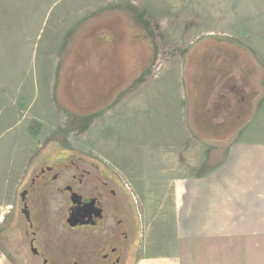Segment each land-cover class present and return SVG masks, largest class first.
I'll use <instances>...</instances> for the list:
<instances>
[{
    "label": "rangeland",
    "instance_id": "374dc122",
    "mask_svg": "<svg viewBox=\"0 0 264 264\" xmlns=\"http://www.w3.org/2000/svg\"><path fill=\"white\" fill-rule=\"evenodd\" d=\"M90 1L0 0V8H6L9 5L10 10H20L21 6L24 5L22 9H27L28 4H30L35 9L34 12V9L30 8V18L27 15L14 13V17L22 15V19L26 23H30L31 27L29 29H27L28 26L22 29L16 27L0 29V39L10 40L9 44H3V42L0 44V103L3 105L14 103L13 107L10 105L14 115L10 114V109L5 107L0 109V119L5 116L4 113H7L6 116L10 119L2 123L0 120V190L3 189L6 192L8 189L10 192L11 185L7 184L9 182L7 174L13 169L11 165L16 164L17 158L18 143L15 141L11 144L9 142L5 144V142L8 137L19 134L23 130L27 118L32 120L30 128L34 130V137L36 140L39 139V142H35L38 145L36 152L31 157V164L35 163L43 152H49V150L46 151L47 147L53 142L50 146L52 152L55 151L54 149H59L56 150L59 154L62 148L64 151L70 152L68 149L73 147L81 152L78 155L91 158L98 161L102 166L109 168L102 158L104 156L106 160L111 159V157L118 158V148L125 142L123 139L126 138V133L122 135L123 133L120 131L117 132L119 116L113 114L114 109L111 111L112 113H107L95 122H93L95 115H90L94 113L97 115L103 109L108 111L109 107L112 109L114 105L124 99V96L121 95L130 88L135 90L140 86L141 89L143 88L142 90H146L150 89L149 86L166 87L172 85L173 88L179 89L183 86L180 83H183L182 66L184 65V59L188 63L192 58L196 60V69L199 70V75L196 79L193 75L197 76L198 72L196 70L194 73L191 72L188 83L192 88L200 78V91L204 94V98L205 93L209 92L214 85V79L211 78L209 69L213 67L218 68L220 71L218 65H228L222 67L223 71L221 73L224 75L223 72L226 71L227 77H232V85L236 86L237 92L245 94L243 89L245 87L244 79H246L248 86L251 89L253 86L258 96L253 104L249 120L237 129H235L237 123L235 120H230V122L227 120L234 112L238 111V104L236 108L232 102L231 108L222 110L218 107L219 102L215 101L211 106L213 108H206L205 111V103L200 101V109L204 110L199 113V116L207 129L210 128L215 131L207 133L205 138H201L197 136V131L192 130L193 125L191 123L192 129L191 126L189 127L191 130V132L189 131L190 175L193 174L195 168H202L201 166L207 168L206 171H211L212 168H221L228 158L230 148L249 125L253 114L255 115L264 99V0H93L94 3ZM53 3L61 4L63 8L66 6L64 9L66 11L73 9V6L81 7L77 8L79 11L75 13L63 12L61 14L62 20H75L77 18L80 22L85 20L87 15L89 17L94 13L97 16L89 20L90 24L94 22L106 24L107 21L111 22V19L119 20L118 22L125 25L123 31L121 30V37L125 40L129 39V32L135 31L137 26L133 20H137V22H140V27L137 30L143 34L139 36V39L132 35V40L136 41L139 48L128 46L127 51L129 55L137 59L140 58L143 65L146 64L149 54L152 56L149 65L147 62L141 71L133 74L132 78H128L129 81L124 85L118 86L121 78L119 82H117V78L107 81L103 87V92L100 94L102 100L96 99L95 103L88 102L85 91L77 85L74 87L75 92H70V87H67L70 79L76 81V83L85 79L83 76H76L75 69H80L79 66L84 64L82 58L86 55L85 43L88 40L85 26L87 27L88 22L78 27L80 29L75 35L73 29H62L56 31L61 34H57L55 39H48L53 31L39 30L35 27L38 20H41L42 15H44L41 9L45 11ZM85 5H92L95 10L100 8L104 10L89 13L85 11L87 9V7H84ZM112 30H106L105 36L108 33L110 34ZM45 33L46 39L43 37L38 38L39 34L43 36ZM22 37H24V43H26L27 38L31 43L23 45L14 43L15 38H19L21 41ZM210 39H216L218 40L217 43L222 45L225 42L226 44L223 46L242 50L243 56L240 55V51H237L239 54L228 47L225 50L226 52H216L209 55L206 53L202 56V53L199 52L195 55L194 50L200 46L201 41ZM36 40H38L37 44L35 43ZM57 50L59 51L57 52ZM244 57L246 59L252 57L254 60L257 66L256 76H253V68L243 59ZM67 63L71 64V68L63 70L59 86L57 87L55 84L53 87L54 81L60 79L56 71ZM150 68L151 74L144 77ZM235 68L239 69V73L235 71ZM139 78H143L142 81L141 79L139 81ZM46 83H49V85L47 86ZM45 86L50 91L46 96V105H48L45 109L38 110L37 104L30 105L29 102H33V99L39 97L40 93L45 94ZM112 88L114 89L109 95ZM213 89L216 93L222 94L228 88L215 85ZM104 93L105 96L103 97ZM71 95H73L72 99L68 97ZM201 100L203 99L201 98ZM219 100L221 101L220 98ZM206 106L208 107L207 104ZM116 112L118 111L116 110ZM211 114L215 117L212 118ZM38 116L47 124L43 130L37 128V120H41L37 118ZM84 116H90V118ZM241 120L245 121L246 117ZM13 123L18 124L13 127L7 125ZM131 125L133 130L134 125ZM231 125H234V128L229 131L228 127ZM59 126L60 128H58ZM122 126L120 125V127ZM223 128L227 129L224 130ZM218 129H221L222 132L216 131ZM102 135L105 137L101 138ZM109 140L111 142H108ZM124 151L128 154L130 149L127 148ZM120 158L123 159L124 155H121ZM126 163L129 167L128 159H126ZM126 163H122L123 168H114V170L121 179L123 177L127 180L134 175V182L141 185L144 192V187L150 182V178L152 176L156 177L155 172H153L155 170L152 168H125ZM174 165H177L176 161H174ZM133 170L136 171L135 174L132 173ZM121 182L125 188L124 193L127 199L126 217L136 233V241L140 242L142 222L134 192L128 188L125 181L122 180ZM129 182L131 183L130 179ZM137 242L135 245H137ZM146 243L149 244L147 237ZM82 248L83 246L78 247L79 250ZM4 249L0 246V259L4 262L3 264H9L10 259ZM6 255L9 259L8 262L5 258ZM76 260L82 262L77 257ZM134 260L135 256L128 259L125 264H134ZM92 264H95V262ZM249 264H264V249L259 253H251Z\"/></svg>",
    "mask_w": 264,
    "mask_h": 264
},
{
    "label": "crops",
    "instance_id": "0c3cea01",
    "mask_svg": "<svg viewBox=\"0 0 264 264\" xmlns=\"http://www.w3.org/2000/svg\"><path fill=\"white\" fill-rule=\"evenodd\" d=\"M90 2L94 3L93 0ZM23 6L20 10H10L9 5L0 8V29H22L25 26L29 29L30 23H26L22 15L30 18V11L34 8L30 4L27 9H22ZM65 7L53 3L47 10L41 9L44 15L38 20L35 28L53 31L48 39H55L57 34H61L57 33V30L78 28L88 22L87 27L85 26L88 40L85 43L87 52L82 58L84 64L79 66L80 69H75V73L76 76L85 77L77 86L85 91L88 102L95 103L96 99L102 100L100 94L107 81L117 78L119 82L121 78L118 86L124 85L129 81L128 78L141 71V59L129 55L127 51L128 46H139L136 41L130 39L133 33L131 30L128 40L121 37V30L123 31L125 25L118 22L119 20L111 19V22L107 21L106 24H90L89 20L97 16L94 12H102L104 9L95 10L94 6L85 5V11L94 14L89 17L87 15L85 20L79 22L76 17L75 20H62L61 14L78 12L77 8L81 7L73 6L70 11L64 10ZM15 12L22 15L14 17ZM109 29L113 30L105 36L106 30ZM40 37L46 39V33L43 36L39 34L38 38ZM15 39L13 41L16 44L31 43L28 38L26 43L24 37L21 41L19 38ZM9 41L0 39V44H9ZM185 67L186 59L182 66L183 83H180L183 86L179 89L173 88L172 85L151 86L152 89L149 86L150 89L146 90H142L140 86L135 90L130 88L121 95L124 96L122 101L112 109L108 108L110 111L103 109L97 115H90H95V122L107 113H112L114 109L113 114L119 116L117 132L120 131L122 135L126 133V138L123 139L125 142L118 148V158H102L109 168H123L122 163H126L128 159L129 167L126 163L125 168L155 170L153 172L156 177L152 176L150 182L144 184V192L141 185L134 182V175L129 178L131 183L129 179H123L121 176L128 188L133 190L141 215V238L134 264H249L251 253H259L264 249V99L249 125L230 148L225 164L221 168H212L211 171H206L207 168L201 166L202 168H195L190 175L191 130ZM70 68L71 64L67 63L56 71L60 79L54 81L53 87L55 84L59 86L63 70ZM150 74L151 68L144 77ZM198 75L199 72L197 76H193L197 79ZM143 78H139V81ZM196 84L197 90L200 87V78ZM67 87H70V92H75L72 79L67 83ZM113 89H110L109 95ZM48 92L50 91L45 86V94L40 93L39 97L29 104H37L38 110L45 109L48 105ZM200 96L205 99L202 92ZM68 97L72 99L73 95ZM218 102V107L222 110L231 108V104L228 107L223 100ZM236 104L234 103L235 106ZM10 105L13 107L14 103H0V109H10V114L14 115ZM6 114L4 113L5 116ZM4 117L0 119L1 123L10 120L9 117ZM39 117L37 118L41 119ZM31 121L27 118L23 130L21 128L19 134L8 137L5 142L11 144L16 141L18 146L16 164L11 165L13 169L7 174V184L11 185L10 192L8 189L6 192L0 190V227L13 207L20 181L37 150L38 143L35 142L39 139L34 137V130L30 128ZM37 121L38 129L43 130L47 126L43 119ZM17 124L7 125L13 127ZM131 124L134 125L133 130ZM127 148L130 149L128 154L124 151ZM121 155H124L123 159L120 158ZM174 161L177 165H174ZM135 172L133 170L132 173ZM146 237L149 244L146 243ZM3 263L0 259V264Z\"/></svg>",
    "mask_w": 264,
    "mask_h": 264
},
{
    "label": "flooded vegetation",
    "instance_id": "af4514ba",
    "mask_svg": "<svg viewBox=\"0 0 264 264\" xmlns=\"http://www.w3.org/2000/svg\"><path fill=\"white\" fill-rule=\"evenodd\" d=\"M223 87L228 88L222 93L228 107L243 104V98H235V86ZM51 145L26 169L0 227L7 262L125 264L139 241L126 217L122 179L114 168L80 156L72 147L57 154ZM71 214L78 220L75 225L68 222Z\"/></svg>",
    "mask_w": 264,
    "mask_h": 264
},
{
    "label": "water",
    "instance_id": "95a60500",
    "mask_svg": "<svg viewBox=\"0 0 264 264\" xmlns=\"http://www.w3.org/2000/svg\"><path fill=\"white\" fill-rule=\"evenodd\" d=\"M142 34L137 30V28H135V31H133V33L131 34L130 39L132 40V35H134L135 38L136 37L138 38ZM217 41L218 40H216V39H210V40H207V41H204V40L201 41V43L199 44L200 46H198L194 50L195 55H196V53H199V52L202 53L201 56L206 54V53H208L207 55H209V54H215L216 52H222V51L226 52L225 51L226 48L227 47L230 48L229 46H226V45L223 46L224 44H226L225 42H223L224 44L222 45L220 43H217ZM232 48H234V47H231L230 50H235L236 52L240 50V49L237 50V49H232ZM237 53H239V52H237ZM240 53L239 54L243 56V51H240ZM148 56L149 57L146 60V64L148 62V65H149V62L151 61V57L152 56H150L149 54H148ZM243 59L245 61H247L248 64H250L252 66L253 71H254L253 72L254 73L253 76L254 75L256 76L257 75V66L255 65L254 60L252 59V57L250 59H246V57H244ZM141 64H142V67H144L146 65V64L143 65L142 60H141ZM219 64H221V63H219ZM213 66H215V65H213ZM218 66H219L220 71L218 70V68H213V67L211 69L208 68L210 70V72H211V78L214 79V85L213 86L222 85V88H223V86H235V85H232V80H231L232 77L231 76L227 77L228 75H226V71L223 72L224 75H222V73H221L223 71L222 67L228 66V65H218ZM196 68H197L196 60H194L193 58L188 63L186 62V67H185V85L187 87V92L189 94V124L191 126V129H192V125H193V129L192 130H194V132L195 131L198 132L197 136H199L201 138H205L207 133H212L215 130H211L210 128L207 129V127L204 125L202 119L200 118V116H199L200 114L199 113L201 111L203 112V110H204V109H200V101L201 102L204 101V103H205V111H206V108H209V107L211 108V106L214 104L215 101H220L219 98L221 100H224V95L221 94V93H216L215 90L213 89V86H212L210 91L205 93V99L201 100L202 97L200 96V94H201L200 87L196 90L197 81H196L194 87H192V88L189 86V83H188L189 78H191L190 73L191 72L194 73L195 70L197 72H199V70L196 69ZM146 69H147V67H146ZM238 70L239 69L235 68V71L237 73H239ZM232 75H234V74H232ZM244 81H245V87H244L243 90H244L245 94H240L239 92H237V97L240 100L243 98L244 102L238 108L236 106L238 111L234 112V114L231 117H229V119L227 120L228 122H230V120H235L237 122L235 129L241 127L243 123H245L247 120H249V115H251V113H252L253 104L256 101V99L258 98L255 88L252 86V89H251V87L248 86V83H247L246 79H244ZM73 82H74V87L76 85H79V84L76 83V81L73 80ZM192 96H194V98H192ZM206 104L208 105V107L206 106ZM211 117L213 118L215 116L211 114ZM245 117H246V120L242 121L241 119H244ZM191 123H192V125H191ZM232 128H234V125L229 126L228 130L230 131V130H232ZM215 129H217V128H215ZM223 129L225 130L227 128H223ZM216 131H220L219 133L222 132L221 129H218ZM68 222L69 223L71 222L73 225H75V223H78V220H77V218H76V216L74 214H71L69 216Z\"/></svg>",
    "mask_w": 264,
    "mask_h": 264
},
{
    "label": "trees",
    "instance_id": "16d2710c",
    "mask_svg": "<svg viewBox=\"0 0 264 264\" xmlns=\"http://www.w3.org/2000/svg\"><path fill=\"white\" fill-rule=\"evenodd\" d=\"M135 18V17H134ZM129 20H132V19H129ZM133 21H135V24H136V28H139L140 27V22H137V20H133ZM142 28V27H141ZM80 28H76V29H73V30H75V32L73 33L74 35H75V33L79 30ZM77 34V33H76ZM73 35V36H74ZM72 36V37H73ZM72 39V38H71ZM239 51H242V50H239ZM152 59V58H151Z\"/></svg>",
    "mask_w": 264,
    "mask_h": 264
}]
</instances>
